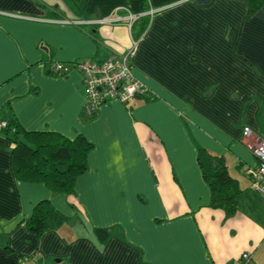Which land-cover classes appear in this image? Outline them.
Here are the masks:
<instances>
[{
    "label": "crops",
    "instance_id": "obj_1",
    "mask_svg": "<svg viewBox=\"0 0 264 264\" xmlns=\"http://www.w3.org/2000/svg\"><path fill=\"white\" fill-rule=\"evenodd\" d=\"M119 8L154 10L131 58L146 91L88 114L72 63L130 48L136 23L100 22ZM260 110L264 4L249 14L247 0H0V120L91 143L85 171L54 192L14 175V131L0 129V264H243L244 252L264 264L248 149L264 139ZM202 149L236 181L232 215L210 206ZM40 200L48 217L36 234L24 223Z\"/></svg>",
    "mask_w": 264,
    "mask_h": 264
},
{
    "label": "trees",
    "instance_id": "obj_2",
    "mask_svg": "<svg viewBox=\"0 0 264 264\" xmlns=\"http://www.w3.org/2000/svg\"><path fill=\"white\" fill-rule=\"evenodd\" d=\"M247 4L248 13L251 14L264 4V0H247ZM148 23L149 15H144L132 24L131 30L134 25L137 29L133 33L135 39H139ZM259 117H264V111L260 110ZM7 122L3 129L7 133L11 129L14 131L10 137L13 142L10 154L14 175L21 180L41 181L54 192L60 188L69 191L74 179L86 169V154L91 143L79 135L69 139L54 131H24ZM197 160L210 189V206L221 208L226 215L235 213L240 190L236 181L229 176L224 159L202 149ZM47 217V200H40L24 224L30 231L41 234L46 228ZM95 233L104 239L108 230L97 228Z\"/></svg>",
    "mask_w": 264,
    "mask_h": 264
},
{
    "label": "built area",
    "instance_id": "obj_3",
    "mask_svg": "<svg viewBox=\"0 0 264 264\" xmlns=\"http://www.w3.org/2000/svg\"><path fill=\"white\" fill-rule=\"evenodd\" d=\"M121 12L123 15H121ZM153 9L147 12L134 13L127 8L116 10L114 18H107L100 22L126 21L129 31L135 20L144 14L152 15ZM131 46L118 56L96 62L89 59L75 61L72 66L81 72L84 87L86 107L85 112L93 113L100 105L115 99L123 104H128L134 97L143 94L146 86L138 80L131 70V58L135 52L138 39L131 37ZM51 69L55 72H66L67 66L63 63L55 62ZM7 120H0V129L6 127ZM251 130L247 127L243 129L244 136H248ZM248 149L255 156L257 163L251 173V188L264 197V139L254 143H248ZM242 263L251 262V254L244 252L241 255Z\"/></svg>",
    "mask_w": 264,
    "mask_h": 264
},
{
    "label": "rangeland",
    "instance_id": "obj_4",
    "mask_svg": "<svg viewBox=\"0 0 264 264\" xmlns=\"http://www.w3.org/2000/svg\"><path fill=\"white\" fill-rule=\"evenodd\" d=\"M121 15H123L122 12H121ZM144 15L146 16V15H148V14H144ZM144 15H143V16H144ZM137 20H138V19H137ZM137 20H135V21H137ZM135 21H134V22H135ZM105 22H106V21H104V22H102V23H105ZM111 22H112V21H111ZM111 58H112V57H111ZM105 60H106V59H105Z\"/></svg>",
    "mask_w": 264,
    "mask_h": 264
}]
</instances>
